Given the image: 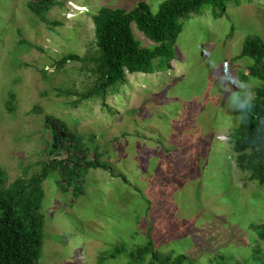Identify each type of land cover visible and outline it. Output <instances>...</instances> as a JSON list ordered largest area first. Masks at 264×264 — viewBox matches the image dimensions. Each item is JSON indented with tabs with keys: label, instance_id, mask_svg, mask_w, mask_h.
<instances>
[{
	"label": "rangeland",
	"instance_id": "rangeland-1",
	"mask_svg": "<svg viewBox=\"0 0 264 264\" xmlns=\"http://www.w3.org/2000/svg\"><path fill=\"white\" fill-rule=\"evenodd\" d=\"M37 1L0 0V169L8 184L39 171L44 115L87 142L94 136L108 153L107 169L88 171L78 198L61 193L55 175L43 183L38 264H130L127 253L149 236L158 252L184 254L187 264L251 262L253 249L264 250L250 229L264 224V185L238 169L229 139L240 123L233 98L251 103L260 86L246 74L253 61L237 57L247 37L264 39V1L237 0L215 17L209 7L190 14L169 67L127 75L115 95L76 108V97L56 89L79 91L91 79L81 63L55 65L94 52L92 17L142 2L156 14L166 0H54L47 24L27 9ZM131 27L143 48L154 46ZM9 93L13 116L4 110Z\"/></svg>",
	"mask_w": 264,
	"mask_h": 264
},
{
	"label": "trees",
	"instance_id": "trees-1",
	"mask_svg": "<svg viewBox=\"0 0 264 264\" xmlns=\"http://www.w3.org/2000/svg\"><path fill=\"white\" fill-rule=\"evenodd\" d=\"M235 1L166 0L156 14L143 2L131 11L100 9L92 17L94 52L84 57L66 55L55 65L60 70L69 62L81 63V72L91 79V83L79 91L76 88L56 89L57 96L76 97L69 103L76 108L82 103L95 99L105 101L115 95L117 85L126 83L127 75L160 72L164 65L169 67L175 59V44L183 31L182 19L205 7L212 8L214 17L218 16L216 10L224 11L228 3ZM56 5L54 0H39L28 3L27 9L47 24L45 16ZM132 24L154 44L152 48H143L135 39ZM237 58L253 61L246 74L257 79L260 86L256 89V98L250 103L251 109L236 112L240 123L230 135L229 143L238 169L248 173L251 181L264 185V39L258 35L247 37ZM8 95L4 110L13 116L15 96ZM43 122L49 139L44 142L45 159L41 161L39 171L32 175L23 173L8 184L6 173L0 169V264H38L45 224L43 183L50 176L55 175V185L61 193H71L73 198H78L84 194L86 173L107 169L104 161L108 153L97 145V138L90 136L87 142L64 120L51 115H44ZM250 229L264 243V224L251 225ZM123 252L119 247L113 257ZM126 258L130 264L190 262L184 254L158 252L150 236L144 245L129 251ZM220 259L226 264L229 262L223 257ZM236 264H264V250L255 248L251 262Z\"/></svg>",
	"mask_w": 264,
	"mask_h": 264
},
{
	"label": "clouds",
	"instance_id": "clouds-1",
	"mask_svg": "<svg viewBox=\"0 0 264 264\" xmlns=\"http://www.w3.org/2000/svg\"><path fill=\"white\" fill-rule=\"evenodd\" d=\"M251 95H249V97H248V100H251ZM233 103H234V105L238 108V109H245V108H247L248 110H250L251 109V104L250 103H248L247 101H244V102H241L240 100H239V97H234L233 98Z\"/></svg>",
	"mask_w": 264,
	"mask_h": 264
}]
</instances>
